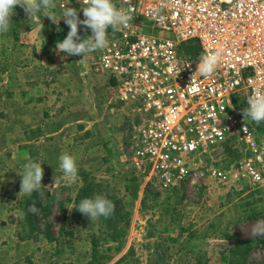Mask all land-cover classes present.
<instances>
[{"label":"rangeland","instance_id":"1","mask_svg":"<svg viewBox=\"0 0 264 264\" xmlns=\"http://www.w3.org/2000/svg\"><path fill=\"white\" fill-rule=\"evenodd\" d=\"M68 6L80 8V3L51 0L50 9L61 14ZM23 18L27 16L17 5L11 23H21ZM28 21L33 23L37 19L32 17ZM88 34L90 31L81 29V35ZM43 36L47 43L39 50L55 54L56 42L50 40L49 32ZM28 46L29 70L24 78L40 81V72L47 62L36 59L33 55L36 49L31 44ZM68 68L71 72L75 70L72 60L68 61ZM20 78L17 76L13 85L8 84L16 92L0 93V133L18 134L22 128L31 131L40 122L39 116L32 118L33 114L41 115L46 109L52 111L48 117L50 124H67L64 132H69V142H62L61 148L73 153L78 174L72 178L69 189L62 190L56 201L46 205L50 212L37 207L31 222H27L23 212L18 213L14 204L0 205V246L5 245L6 254H12L6 255L11 260L23 264L58 261L59 264H90V261L93 264H228L238 260L264 264V235L253 231L258 223L264 225V208L261 210L258 204L264 195L261 190L244 183L225 185L209 173L169 190L151 184L143 187L141 181L129 176L122 160L131 124L124 112L109 102L112 87L106 75L96 72L86 82L80 77L73 82L70 74L66 80L62 77L58 80L60 85L52 86L47 92L51 99L59 100V106L50 101L27 107L24 112L16 100L23 94ZM36 94L39 93L32 90L30 96ZM22 113L27 115L26 124L16 117ZM10 114L15 122L7 119ZM253 124L262 137L264 127ZM246 155L242 145L228 144L214 158L220 160L221 166L230 167ZM1 157L6 159L5 151ZM86 171L94 184L89 197L101 194L114 204L110 216L98 217L92 223L79 211L70 210L76 204L67 200L73 199L84 184L82 177ZM21 209L24 210V205ZM44 229L56 233L54 240L42 234ZM116 229L126 231L120 243L111 241ZM238 238L254 241L248 247L239 243Z\"/></svg>","mask_w":264,"mask_h":264},{"label":"built area","instance_id":"2","mask_svg":"<svg viewBox=\"0 0 264 264\" xmlns=\"http://www.w3.org/2000/svg\"><path fill=\"white\" fill-rule=\"evenodd\" d=\"M113 2L129 23L109 28L105 47L89 56L111 81L109 102L131 124L122 155L129 176L165 190L205 173L262 187L264 135L242 109L251 91L264 92V0ZM189 42L197 44L193 54ZM203 54L218 57L208 76L196 72ZM228 144L247 155L224 167L214 157Z\"/></svg>","mask_w":264,"mask_h":264},{"label":"crops","instance_id":"3","mask_svg":"<svg viewBox=\"0 0 264 264\" xmlns=\"http://www.w3.org/2000/svg\"><path fill=\"white\" fill-rule=\"evenodd\" d=\"M50 10L56 15L58 20L61 18V14H59L58 11L54 9ZM35 18L37 21L33 23H28L29 18H23L21 23H11L12 25L7 32L0 33V63L2 64H0V93L4 92V90H8V94L16 92V89L14 87H8V84L11 82L13 85V81L18 80L16 77L21 76L20 84L23 94L21 98H16L22 106L23 110L21 112L26 111L27 107H34L36 104H40V106L42 104L45 105L46 102L50 101L56 103V107L59 106V100L56 99V97L51 99L47 92L52 90V86L60 85L58 80L62 79V77V80H66V76L68 78L70 74L72 79H74L73 82H75L77 77L82 78L86 82L91 75L96 74L91 68V59L89 55L86 60H80L81 57L79 56H70V58L69 56L66 57L62 54H54L53 52L50 53L45 50L40 51L39 49H43V46L47 43L43 36L45 32H49L50 40L56 42L58 39H63L66 36L68 27L62 19L58 21V23L53 24L47 17L36 16ZM29 44H31L32 49H36V51L33 52L36 59H42L45 63L47 62L43 71L41 70L40 72L42 79L36 82L24 78L27 70H29ZM69 60H72L75 65V70L73 72L68 68ZM69 83L70 79L67 80L68 87L70 86ZM32 90H36L39 94L30 96ZM47 110L48 109L43 111L41 115L35 113L37 114L35 116L33 114L32 118L39 116L40 122L34 127L35 129L31 131L30 129L22 128L21 133L18 134L13 132L0 133V159L4 151L6 154V159H1L0 161V205L2 206L8 203H11V205L14 204L15 209L21 215L22 212L24 213L21 206L28 203L29 199L35 195H37L43 203H52L56 201L62 190L65 188L69 189L73 178H71L70 182L64 179L62 170L59 168V156L62 153L73 154L71 150L64 152V149L61 148V146L64 145L62 142H69V132H64L67 124H60L61 126L57 125V123L50 124L48 117L49 113L52 114V111ZM11 115L12 114L7 116V119H9L10 122H15L16 120L13 119ZM16 117L20 118L23 124H26L24 120L27 115L22 113V116L16 115ZM10 122L8 123L12 124ZM35 142H37V144H35ZM29 161H36L42 165L44 172L42 186L40 191H34L32 194L22 193L19 198L20 175L18 172L22 171L23 165ZM82 172H85V170ZM86 173H88V171H86ZM54 177H57V183L55 185ZM64 185H66V187H63ZM79 190L73 199L70 197L67 200H71L73 204H77L79 201L77 198ZM259 190L264 193V185H262ZM9 196H11V199ZM258 204L262 210L264 208V195L263 199L258 202ZM17 205H20V207ZM52 232L56 235L53 230ZM42 234L44 236L47 235L45 229ZM5 248V245L0 246V264H23V262L21 263L17 259L13 258L11 260L6 256L7 254L12 256V254H6L7 250ZM54 263L59 264V261Z\"/></svg>","mask_w":264,"mask_h":264},{"label":"clouds","instance_id":"4","mask_svg":"<svg viewBox=\"0 0 264 264\" xmlns=\"http://www.w3.org/2000/svg\"><path fill=\"white\" fill-rule=\"evenodd\" d=\"M80 9L68 6L63 9L61 18L58 20L56 15L50 10L51 0H0V33L7 32L11 27V17L18 5L23 9L27 18L36 16L47 17L55 24L61 19L68 27L66 36L58 39L55 43L57 54L64 56H79L80 60H86L89 53L105 47L109 28L116 31L119 27L127 26L130 17L126 10L118 8L113 0H84V6ZM81 12L83 18H81ZM81 29L89 32L88 35H81ZM218 62L216 55H201L197 63L196 72L203 76L211 75ZM243 120L264 123V92L253 90L246 98V107L242 109ZM243 131L247 132L244 127ZM59 168L62 170L63 178L70 182L72 177L77 174L76 160L70 153H62L59 156ZM20 175L21 194H32L34 191H40L43 179V168L39 162L29 161L23 165V170L18 172ZM57 183V177H54V185ZM83 216L88 218L91 223L98 217L107 218L114 210L113 202L106 196L97 194L92 197H85L78 201L74 208ZM29 212H36L34 204L29 205ZM253 231L264 235V225L258 223Z\"/></svg>","mask_w":264,"mask_h":264},{"label":"trees","instance_id":"5","mask_svg":"<svg viewBox=\"0 0 264 264\" xmlns=\"http://www.w3.org/2000/svg\"><path fill=\"white\" fill-rule=\"evenodd\" d=\"M188 51L187 53L188 54H193L194 52V48L195 46L197 45L196 42H189L188 44ZM89 175L88 173L87 174H83V181H84V184L82 185V187L80 188L79 192H78V200L82 199V198H85V197H89V194L91 193L92 189H93V186L94 184L92 183V181H89ZM34 204L36 206V208H40L42 207L46 213H49L50 212V209L48 210V207H46V205L48 203H43L40 198L35 195L34 197H31L28 201V203H25L24 205V214H25V217H26V220L27 222H31L32 219L31 217L34 216V214H36V212H29L28 211V207L29 205H32ZM126 237V231L125 230H119V229H116L115 232L111 235V241L113 242H116V243H120L122 242ZM47 238H49L50 240H54V234L53 232L51 231H47ZM239 243H241L242 245L244 246H248L250 247L249 245L251 244V242H253L254 240L252 238H248V239H242V238H238L237 240ZM94 244H97L96 241H93ZM90 264H93L92 261H90ZM228 264H248L246 262V260H238V261H235V262H229Z\"/></svg>","mask_w":264,"mask_h":264}]
</instances>
